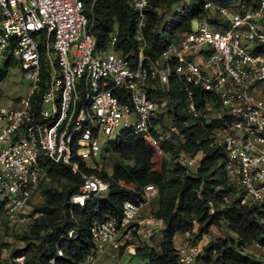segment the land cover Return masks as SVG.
<instances>
[{
  "label": "built area",
  "instance_id": "obj_1",
  "mask_svg": "<svg viewBox=\"0 0 264 264\" xmlns=\"http://www.w3.org/2000/svg\"><path fill=\"white\" fill-rule=\"evenodd\" d=\"M95 1L0 0V60L17 62L31 84L16 106H0V207L10 229L29 228L40 216L35 206L46 161L70 166L82 178L73 208L106 194L108 182L87 175L79 162L100 171L101 140H118L122 123L162 154L161 145L171 142L175 130L176 118L167 113L177 105L176 91L186 97L184 113L192 121L225 120L211 133L225 153L231 188L225 203L264 212V0L207 1L211 17L196 19L189 33L155 59L146 53L145 36L153 0H128L135 11L136 53L117 50L116 36L106 50L98 46L90 19ZM181 1L180 8L186 7L188 0ZM44 66L46 90L37 101ZM178 162L196 167L192 157ZM158 194L148 186L142 202L127 201L119 216L95 222L92 249L81 264H119L123 248L161 229V220L141 217ZM201 243L179 246L178 263L208 264ZM254 248L264 250L258 242ZM14 253L6 264H27Z\"/></svg>",
  "mask_w": 264,
  "mask_h": 264
},
{
  "label": "trees",
  "instance_id": "obj_2",
  "mask_svg": "<svg viewBox=\"0 0 264 264\" xmlns=\"http://www.w3.org/2000/svg\"><path fill=\"white\" fill-rule=\"evenodd\" d=\"M213 0H197L192 11L180 7L181 0H153L148 12L145 36L148 42L146 53L153 59L159 57L171 44L178 43L182 36L191 31L196 19L210 18L205 3ZM227 4V1H223ZM91 32L98 46L106 50L112 36L117 37L116 49L124 53L137 52L135 41V11L128 0H96L93 6ZM170 21V33L166 28ZM218 24L217 20L212 21ZM15 61L5 64L0 81ZM46 67L42 74L41 90L35 97L40 101L46 90ZM177 88V86H176ZM180 103L168 111L174 114V129L170 143L161 145L167 156L160 171L154 167V152L142 136L124 133L118 140L109 143L110 152L118 157L112 173L92 170L79 162L87 175H96L108 182L106 194L92 199L84 208H73L71 197L79 192L82 178L70 166L44 162L46 180L60 183V188H45L41 185L44 202L36 208L40 216L20 237L22 249L15 257H26L27 264H81L92 249L91 228L95 222L119 216L127 201L140 203L146 187L158 189V208L153 217L163 222L160 229L159 251L150 248L137 249L141 256L150 251V264H179L175 238L187 236L189 243H197L211 233L212 228L223 222L235 237L218 238L205 248L203 261L208 264H264L247 253L256 242L264 246V212L258 207L247 208L236 203L226 204L224 198L230 193L225 172V153L214 144L211 133L224 127L225 120L209 124L192 121L183 111L186 97L176 91ZM164 123V117H160ZM181 154L197 158L200 164L194 171L181 165ZM124 183L125 186H122ZM132 185L134 188H128ZM4 218L0 207V219ZM75 233L70 236V232ZM123 250V249H122ZM121 250V251H122ZM61 252V256H58ZM54 261V263H52ZM0 264H2L0 258Z\"/></svg>",
  "mask_w": 264,
  "mask_h": 264
},
{
  "label": "rangeland",
  "instance_id": "obj_3",
  "mask_svg": "<svg viewBox=\"0 0 264 264\" xmlns=\"http://www.w3.org/2000/svg\"><path fill=\"white\" fill-rule=\"evenodd\" d=\"M197 0H188L187 2V10L192 11L194 5L196 4ZM181 10L179 6H175L173 11ZM170 21L166 28V36L168 38L170 33ZM56 58V54L53 55ZM5 71V63L0 60V74ZM30 82L24 80L21 68L16 66H11L8 68L7 73L5 74L4 78L0 81V106L6 107H13L16 106L22 99H24L30 89ZM176 99V103L179 104L180 100ZM183 111L186 112V107L183 105ZM130 123H122V125L117 129L116 136H120L127 132L130 129ZM101 150L102 155L97 159V167L101 171H104L108 174L112 173V168L114 163L118 161V157L115 156L113 153L110 152V148L105 139L101 140ZM154 152V167L156 171H160L161 164L163 159L167 156L162 153L159 154L158 151ZM181 158L184 160H189L191 157L182 155ZM201 156L199 155L195 158L196 167L192 168V170H196L200 164ZM60 183H52L49 179L45 182V188L56 187L60 188ZM104 194H100L103 196ZM44 202L42 195L40 194V199L36 204V208L39 207ZM157 208V204L154 203L151 209H143L141 213L142 219H152L153 214L152 210ZM149 227H146V229ZM151 228V227H150ZM28 230V226L26 227H15L12 230L10 229L9 223L6 221L5 218L0 219V258L2 264H6V259L8 255L12 252H15L18 247L22 244L20 237ZM228 236L235 237L232 233H230L227 229V226L221 222L220 225L217 227L212 228L210 238L202 241L203 249L215 239L218 238H227ZM161 239L160 228L154 229V234L149 239H144L142 237L137 238L134 242H131V247L128 249L123 248L120 253L119 264H150V257L152 258L153 255L150 251L147 253V256H141L137 253V249L143 248H150L154 250V254L159 251V243ZM203 240V239H202ZM200 242V241H199ZM183 244L189 243V238L184 236ZM247 253L255 256L257 259L261 260L264 263V250L258 251L255 248L251 247L246 250ZM205 253L203 251V257H205Z\"/></svg>",
  "mask_w": 264,
  "mask_h": 264
},
{
  "label": "crops",
  "instance_id": "obj_4",
  "mask_svg": "<svg viewBox=\"0 0 264 264\" xmlns=\"http://www.w3.org/2000/svg\"><path fill=\"white\" fill-rule=\"evenodd\" d=\"M130 186L133 188L132 185H130ZM132 188H131V189H132ZM158 201H159V197H158V195H157V196H154V197L151 199V202H150L148 205L144 206L143 209H145V210H147V209H151V207H152V205H153L154 203L157 204V208H158ZM157 208H156V209H157ZM143 209H142V211H143ZM154 210H155V209H154ZM152 211H153V210H152ZM183 238H184V236H182V235H178V236H176V238H175V245H176L177 248H178L179 246L183 245V243H182ZM202 241H204V239L201 240V242H202Z\"/></svg>",
  "mask_w": 264,
  "mask_h": 264
}]
</instances>
